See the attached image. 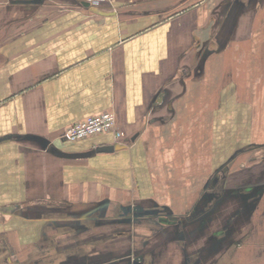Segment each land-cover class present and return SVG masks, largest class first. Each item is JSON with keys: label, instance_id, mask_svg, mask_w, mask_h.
<instances>
[{"label": "crops", "instance_id": "1", "mask_svg": "<svg viewBox=\"0 0 264 264\" xmlns=\"http://www.w3.org/2000/svg\"><path fill=\"white\" fill-rule=\"evenodd\" d=\"M262 17L264 0H112L98 7L0 0V264H50L48 257L65 264V257L99 254L100 240L126 237L144 247L160 232L169 247L180 240L168 236L178 228L156 220H185L186 237L198 224L212 226L228 167L233 180L242 170L248 178L237 190L260 188L257 197L242 192L246 208L259 210L247 213L249 231L238 240L264 241V174L247 172L264 159L255 132L264 97ZM229 66L232 94L223 88ZM109 111L117 116L115 133L63 139L70 126ZM242 111L250 118L244 139L232 131ZM194 112L212 118L217 163L192 180V172L179 176V161L209 155L182 138ZM118 145L125 147L99 150ZM216 228L201 255L211 235L222 238ZM130 249L119 260L141 264Z\"/></svg>", "mask_w": 264, "mask_h": 264}, {"label": "rangeland", "instance_id": "2", "mask_svg": "<svg viewBox=\"0 0 264 264\" xmlns=\"http://www.w3.org/2000/svg\"><path fill=\"white\" fill-rule=\"evenodd\" d=\"M264 22V17L258 19L259 24H263ZM203 68V66H201ZM233 67L229 66L227 69L228 71L226 72V80H225V85L223 88L226 92L230 91V94H232L231 90L236 88L235 81H233L232 77L230 76V72ZM243 70V68H242ZM197 73V72H196ZM195 75V74H194ZM196 76V75H195ZM199 77V76H198ZM245 83V82H244ZM262 86H264V82H262ZM242 103L244 104V107L247 106H252L250 103H248L249 99L248 98H241ZM258 117L256 118V123L258 129H256L255 132L260 133V137L264 139V97H261V99L258 102ZM199 106H197L196 110L198 109ZM211 108V107H210ZM242 110H244L242 108ZM195 111V110H194ZM196 114L195 112L193 113L194 119H192V126L187 129L182 130V138L185 140L186 147L189 148V146L192 144V151L194 152L195 150H198L200 148H206L207 153L209 152L208 158H197L195 154L192 155L191 160L189 158L186 159H181L179 161V176L181 177V174L185 176L189 175L188 173L190 172H196L199 169H204V168H211L212 164L217 163L211 160V150H212V128L207 127V123L209 121L210 124H212L211 119L209 118L208 121L200 120V116L194 115ZM212 114L209 112V116ZM242 119L240 127L237 126L235 129H232L233 132H235L236 136L244 139L246 137V133L249 131L246 129V125L248 124L249 114L246 112L241 113ZM232 119V116H230V119ZM250 122V120H249ZM230 126V125H229ZM209 142V148H208V143ZM202 146V147H201ZM185 147V145L183 146ZM216 149V144L213 146ZM264 154V153H261ZM261 157H264V155H261ZM255 164H253V167L249 169L247 172L251 175L257 174L256 172H262L264 174V159L258 161V164L256 167H254ZM237 168V167H236ZM238 173V172H236ZM235 173V174H236ZM245 172L240 173L242 177L240 178L239 175L234 177L233 179H229L227 182L228 186V192H226L224 195L225 197L223 198V202L225 205L222 208H219L218 210L213 209V223L212 226L210 225L209 228L206 227V224L200 225L198 224V228H191V231H189V235L186 237L185 232L183 229L179 231L177 229L176 232V238L180 239L178 242L173 243L171 246L168 247V245L165 244V240L163 237V234H160L156 236V238L151 239V237H155L152 233V230H145V229H140V232L144 235L149 236L151 239L150 241H146L144 243V247H142L143 242L141 240L137 241H130L129 238L126 237H120L116 238L114 237L112 240H100L97 243H95L96 248L95 251L99 252V254L94 253V256L89 259L88 262L85 260H82L80 264H130V258L125 259L124 261H120L119 258L125 255V252L128 251L133 244V248L137 249H130L132 251L131 253H135V255H139L138 258L139 260L142 259L143 255L144 257V264H264V244L260 243L261 245L258 246L260 241H252L250 242L249 240H246L245 242H240L239 245V250L234 251L232 248L233 246L239 242V238L244 236L249 231V222H248V214H252V211L249 212V210L246 208L248 205V202L244 200L243 196L240 195L242 198L234 197L236 194L233 196L232 190H235V188H239V186L242 185L243 182H246L245 179ZM247 173V174H248ZM234 174V175H235ZM192 180L196 176L195 173L192 174ZM183 177V176H182ZM184 178V177H183ZM262 178V177H260ZM236 183V187H232ZM230 194V195H229ZM195 195V194H194ZM238 195V194H237ZM230 197V198H229ZM233 197V198H232ZM166 202V201H165ZM241 207V208H240ZM239 208L241 209V212H239ZM217 211V212H216ZM216 212V213H215ZM219 213V219L216 218V214ZM246 213V214H245ZM248 213V214H247ZM245 215V217H244ZM221 220L224 221L223 225L220 226ZM219 221V223H218ZM220 227L219 231L222 230L223 233V238L216 239V237H212L208 243L207 247V254L204 253L201 255L200 252V244L204 243V239L206 237V234H208L210 231L213 233V230L217 231L216 227ZM123 229L131 230V226H124L122 227ZM196 229V230H195ZM105 232H109L105 230ZM135 234L137 233V230L134 229ZM139 232V231H138ZM167 232V231H166ZM164 233V232H163ZM157 234V233H156ZM193 234V235H192ZM166 235V234H165ZM96 236H98L96 234ZM94 236V237H96ZM100 236H106L108 239V235H100ZM258 237L262 238L264 240V231H262ZM89 238V237H88ZM100 239V238H99ZM185 239V240H182ZM98 240V239H97ZM238 240V241H236ZM236 241L234 244L233 242ZM133 242V243H132ZM160 243V244H158ZM254 246V248H258L257 255H252V251H248L249 248L251 247V244ZM160 245V247L158 246ZM187 245L188 251H185ZM258 246V247H257ZM223 248V251L221 250L220 253L224 254L223 257H219L221 254L217 256V251L220 250V248ZM144 248V249H143ZM154 250V251H153ZM105 253L102 255L101 253ZM110 252H112L110 254ZM185 252H190V256ZM238 252V253H237ZM141 253V254H140ZM192 253H194L192 255ZM261 255H259V254ZM110 256H108V255ZM201 255V256H200ZM255 256V257H253ZM219 257V260H217ZM51 258V257H50ZM53 258V257H52ZM54 262V260H53ZM68 264V263H65ZM70 264V263H69Z\"/></svg>", "mask_w": 264, "mask_h": 264}, {"label": "built area", "instance_id": "3", "mask_svg": "<svg viewBox=\"0 0 264 264\" xmlns=\"http://www.w3.org/2000/svg\"><path fill=\"white\" fill-rule=\"evenodd\" d=\"M92 7H98L103 3L111 2L112 0H82ZM117 131V116L115 112H103L99 115L90 116L83 121H80L70 126L63 139L71 142H79L90 137L98 136L103 133Z\"/></svg>", "mask_w": 264, "mask_h": 264}, {"label": "flooded vegetation", "instance_id": "4", "mask_svg": "<svg viewBox=\"0 0 264 264\" xmlns=\"http://www.w3.org/2000/svg\"><path fill=\"white\" fill-rule=\"evenodd\" d=\"M230 170V167H228L226 170H225V175H224V177L222 178V180H221V183H220V185H222V187H225V189H221V190H219L220 192H218V193H216V196L215 197H217V194H219V197H221V200H224L223 198L225 197L224 195H226L225 193L226 192H228L227 190H228V186H227V182L229 181V179L231 178L230 177V174H228V171ZM232 179V178H231ZM250 185H254V184H250ZM250 185H248L247 187H243L242 188V191L241 190H237L236 188H235V190H232L233 192V194H231V195H235L236 193L238 194H236V196H234V197H237V196H240V194L242 195L243 193H245V194H247L248 192H250V191H253L250 195H251V197H257L258 196V194H259V190H260V188H254V189H250V188H248V187H250ZM255 186V185H254ZM220 189V188H219ZM237 190V191H236ZM225 191V192H224ZM236 191V192H235ZM243 192V193H242ZM245 194H243V195H245ZM230 195V194H229ZM230 198V197H229ZM233 198V197H232ZM225 205V203L223 202V206ZM259 206H256V208H254V209H252V210H250V211H252V215L253 214H256L257 212H258V210H259V208H258ZM249 211V212H250ZM239 212H241V209L239 208ZM246 214V213H245ZM161 220H166V222H163V221H161ZM184 222H185V220H183V219H176V220H172L171 218H167V217H164V216H161V217H159L157 220H156V223H158V224H164V225H172V226H176L177 228H178V230L179 231H181V229H183L184 228ZM223 233L224 232H222V230L221 231H219V236H221L222 238H223ZM176 234H173V233H169L168 234V236H171V237H174ZM248 238V237H247ZM224 239V238H223ZM182 240H184V239H182ZM240 242H245V240H240L239 242H237L236 243V241L235 242H233L235 245H237V246H239L240 245ZM252 243H253V241H252ZM260 243H263L264 244V241H262V242H259V244ZM257 255V254H256ZM259 255H261V254H259ZM264 255V254H263ZM144 257H145V255L143 256V257H141L142 259L140 260V262H141V264H144ZM253 257H255V256H253ZM92 257H88V256H86V257H72V258H68V257H65L64 259H68V260H70L71 262H69L70 264H80V262L82 261V260H85L86 262H88L89 261V259H91ZM53 259L54 258H50V257H48V260L49 261H52V262H50V264H52V263H55V262H53ZM40 261V260H39ZM36 262H38V261H36ZM64 263H65V261H64ZM68 263V264H69ZM85 264V263H84ZM135 264H137V262H135Z\"/></svg>", "mask_w": 264, "mask_h": 264}, {"label": "water", "instance_id": "5", "mask_svg": "<svg viewBox=\"0 0 264 264\" xmlns=\"http://www.w3.org/2000/svg\"><path fill=\"white\" fill-rule=\"evenodd\" d=\"M135 138L136 137H134L132 140H135ZM125 146H120V145H118V146H110V147H105V148H99V150L100 151H102V150H113V149H115V150H120V149H123ZM61 155H63V156H65V157H84V156H70V155H66V154H62V153H60ZM161 221H163V222H166V220H161Z\"/></svg>", "mask_w": 264, "mask_h": 264}]
</instances>
